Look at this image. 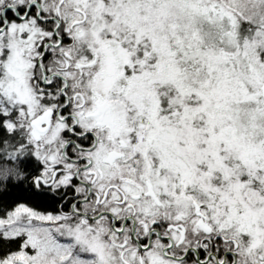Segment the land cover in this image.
I'll list each match as a JSON object with an SVG mask.
<instances>
[{"label": "snow or ice", "instance_id": "snow-or-ice-1", "mask_svg": "<svg viewBox=\"0 0 264 264\" xmlns=\"http://www.w3.org/2000/svg\"><path fill=\"white\" fill-rule=\"evenodd\" d=\"M0 264H264V0H0Z\"/></svg>", "mask_w": 264, "mask_h": 264}]
</instances>
